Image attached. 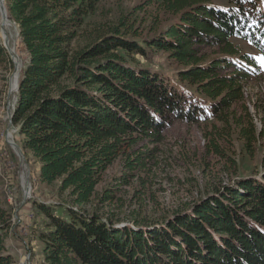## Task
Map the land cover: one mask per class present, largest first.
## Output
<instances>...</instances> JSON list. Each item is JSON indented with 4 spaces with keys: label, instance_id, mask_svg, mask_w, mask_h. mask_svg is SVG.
<instances>
[{
    "label": "trees",
    "instance_id": "16d2710c",
    "mask_svg": "<svg viewBox=\"0 0 264 264\" xmlns=\"http://www.w3.org/2000/svg\"><path fill=\"white\" fill-rule=\"evenodd\" d=\"M105 1L5 0L27 53L12 124L24 152L40 161L42 180L58 182L71 201L35 203L46 217L32 231L42 242L44 261L264 264V168L259 178L241 175L235 186L209 175L205 183L211 185L199 197L156 219L139 209L166 170L163 133L174 118L206 121V150L197 158L205 172L214 159L236 173L237 159L229 154L234 133L248 148L264 135L245 103V82L258 69L257 57L241 53L234 42L244 38L263 47L264 0H157L155 19L177 22L154 28L142 42L131 38L140 34L133 16L142 7L97 23ZM207 43L218 45L221 57L201 55L197 46ZM154 47L183 66L177 80L197 89L177 87L173 78L134 57L149 58ZM235 57L248 67L238 68ZM7 62L13 66L0 37V63ZM120 157L115 186L94 203L104 172ZM136 181L145 193L138 192L136 207L126 210L120 192ZM98 205L109 208L103 212ZM12 228V206L0 189V264H16L7 246Z\"/></svg>",
    "mask_w": 264,
    "mask_h": 264
},
{
    "label": "rangeland",
    "instance_id": "374dc122",
    "mask_svg": "<svg viewBox=\"0 0 264 264\" xmlns=\"http://www.w3.org/2000/svg\"><path fill=\"white\" fill-rule=\"evenodd\" d=\"M217 3H224V0H214ZM157 0H106L99 15L95 18L97 23L115 21L119 14L133 8L142 7L135 12L133 18L136 23L135 28L139 35L133 34L131 38L137 41H144L147 36H152L153 29L156 31L177 22L176 18L155 19V8L153 3ZM5 4V0H4ZM8 19L12 23L8 29L10 40L7 48L5 37L3 36L2 10L0 8V37L4 46L7 48L13 66L9 62L0 63V189L6 190L7 199L11 203L13 211V228L7 238L8 250L14 255L16 264H46L42 253V242L34 235V225L42 226L46 217L39 215L35 209V203L43 201L47 204H71L67 192L60 193L59 183L48 184L40 176V161L31 153L26 154L21 144L20 135L17 127L12 124V116L17 102L18 91L11 90L13 75L16 72V58L19 60L20 76L27 61V53L22 43L21 33L18 24L10 17L7 5L5 4ZM143 8L145 10H143ZM154 15V17H153ZM234 42L238 45L241 53H251L257 57L258 69L250 74L245 82L246 100L258 132L264 130V45L257 47L253 41L248 39L236 38ZM12 47V48H11ZM9 49H12L11 52ZM198 52L206 58L213 59L220 56V47L211 43L197 46ZM142 65L152 67L173 78L174 84L181 89L196 90L197 86L189 82L181 83L177 78L183 66L178 64L169 55V52L152 48L149 58L141 55L134 56ZM235 57L234 64L240 68L248 66ZM134 59V58H133ZM208 62V61H207ZM18 65V64H17ZM243 65V66H242ZM252 67L249 68L251 70ZM230 69L225 73H230ZM19 75V73H18ZM20 79V78H19ZM20 81V80H19ZM236 106L237 111H243ZM234 106V107H235ZM169 124L164 136L166 142L163 148L167 153L164 154L166 170L159 174V182L149 187L148 198L143 208H139L142 214L148 219H156L161 213L173 210L185 201H191L204 192L205 183L208 176L221 175L224 183H232L241 175L249 178H259L264 166L262 159L264 154V135L258 134V138L251 142V147L245 145L244 138L234 133L231 138L232 145L229 146V154L237 159L238 170L236 173L229 174L223 160H212L211 168L205 172L202 163L197 159L206 150V133L209 129L206 121L200 120L192 122L174 118ZM10 135V136H9ZM241 136V137H240ZM14 141L18 147H14L9 141ZM231 147V148H230ZM222 161L223 163L219 162ZM123 158H118L103 174L95 193L94 203L107 187L115 186L116 177L121 173ZM216 163V164H214ZM216 165V166H215ZM168 172L167 174H165ZM212 173V174H209ZM166 175V176H165ZM211 179V178H210ZM181 181V182H180ZM209 181V180H208ZM227 183V184H228ZM202 185V188L200 187ZM141 192V187L136 181L129 187L125 186L121 194L125 198V208L136 207L138 199L137 193ZM142 194L145 193L141 192ZM101 211H107L108 206L98 205ZM90 210L92 211V205Z\"/></svg>",
    "mask_w": 264,
    "mask_h": 264
},
{
    "label": "bare ground",
    "instance_id": "6f19581e",
    "mask_svg": "<svg viewBox=\"0 0 264 264\" xmlns=\"http://www.w3.org/2000/svg\"><path fill=\"white\" fill-rule=\"evenodd\" d=\"M2 25H3V36L5 37V39L10 40V35L8 32V29L13 26L12 23L10 22V20L8 19V17L5 19V17L2 19ZM12 48V47H11ZM16 58V62L19 65V60L17 59V56H15ZM20 67H18V69H16L15 74L13 75L12 78V83H11V90L12 91H16L17 88V83H18V71H19Z\"/></svg>",
    "mask_w": 264,
    "mask_h": 264
},
{
    "label": "water",
    "instance_id": "95a60500",
    "mask_svg": "<svg viewBox=\"0 0 264 264\" xmlns=\"http://www.w3.org/2000/svg\"><path fill=\"white\" fill-rule=\"evenodd\" d=\"M0 8H1V10H2V15H3V18L5 17V19L8 17V13H7V9H6V6H5V4H4V0H0ZM5 41V46L7 47V48H9V46H8V41L6 40V39H4ZM11 52L13 51L12 49H9ZM17 63V62H16ZM18 67H19V65H17L16 64V69H18ZM20 70H21V68H20ZM18 77L20 78V72H19V75H18ZM18 78V83H17V91L19 90V79ZM10 136V135H9ZM14 147H18L17 146V144L14 142V141H12V140H10L9 141Z\"/></svg>",
    "mask_w": 264,
    "mask_h": 264
}]
</instances>
